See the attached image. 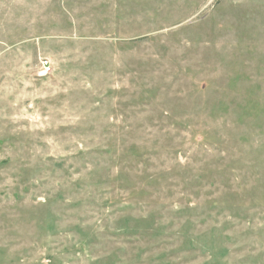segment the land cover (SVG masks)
Segmentation results:
<instances>
[{"label":"rangeland","instance_id":"obj_1","mask_svg":"<svg viewBox=\"0 0 264 264\" xmlns=\"http://www.w3.org/2000/svg\"><path fill=\"white\" fill-rule=\"evenodd\" d=\"M0 264H264V0H0Z\"/></svg>","mask_w":264,"mask_h":264},{"label":"built area","instance_id":"obj_2","mask_svg":"<svg viewBox=\"0 0 264 264\" xmlns=\"http://www.w3.org/2000/svg\"><path fill=\"white\" fill-rule=\"evenodd\" d=\"M42 68H43L44 70H46V71L49 70V63H48V61H44V62H42Z\"/></svg>","mask_w":264,"mask_h":264}]
</instances>
